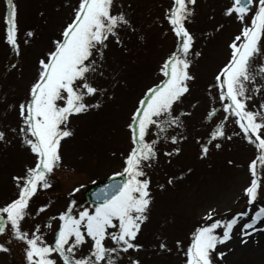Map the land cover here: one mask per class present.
Returning <instances> with one entry per match:
<instances>
[{"label":"rangeland","instance_id":"obj_1","mask_svg":"<svg viewBox=\"0 0 264 264\" xmlns=\"http://www.w3.org/2000/svg\"><path fill=\"white\" fill-rule=\"evenodd\" d=\"M230 2L195 0L188 5L193 11L185 26L194 37L189 67L194 78L187 82L189 91L182 103L175 105L178 111L188 113L181 117L184 127L168 130L184 139H178L175 144L170 139L158 140L157 156L145 168L152 200L136 240L143 247L129 250V255L140 264H182L175 242L180 240L186 247L190 233L205 223L203 217L209 209L215 213L213 220H226L238 212L247 210L251 214L258 206H264V175H259V197L252 205L247 204L241 191L250 181L248 163L256 155V149L243 139L238 126L228 122L224 137L210 143L207 140V133L225 115L219 107L218 90L209 88V84L214 83L216 73L229 58L228 45L242 27L235 16L223 15L224 7ZM14 4L19 56L10 51L3 38V15L7 9L4 0H0V131L5 132V139L0 140V204L16 194L12 177L23 175L25 166L35 161V155L21 143L22 136L16 131L20 127L17 106L28 96L30 83L38 75L37 60L59 37L77 0H14ZM170 4L171 0H115L113 12L126 13L132 29H119L122 45H117L114 39L107 42L103 75L98 73L95 80L106 90L101 106L71 117L68 127L73 135L61 140L62 159L51 174V187L38 189L31 199L30 209L41 204L49 207L35 216H26L22 223L24 230H31L47 217H55L70 198L80 206L91 208L85 202V190L121 171L122 157L130 148L125 127L130 112L144 90L162 78L158 68L176 47L167 23L161 24L164 9ZM28 30L34 32L31 38L26 37ZM25 39L29 40L27 44ZM196 52L200 55L196 56ZM261 52L264 53V39ZM12 63L15 68H9ZM258 79L264 84V78ZM107 93H111L110 99ZM260 103H264V93L257 92L247 106L255 111L253 105ZM211 107H216L217 113L214 120L207 121L205 116ZM201 143L209 145L205 156L200 155ZM217 143L219 148L215 146ZM173 148L180 151L173 153ZM73 188L79 190L72 192ZM248 219L250 215L238 218L231 239L217 246L216 251L224 252V256H213V264H264V231L258 230L246 238L240 235L242 223ZM259 225H264V218L257 222ZM52 227H56L55 219ZM216 231L222 234L221 228ZM46 236L50 238L51 233L47 232ZM241 239H246V243H241ZM162 240L167 243L166 250L158 248ZM0 243L9 249L0 250V264H26L22 242L1 234ZM127 259L124 257L125 264Z\"/></svg>","mask_w":264,"mask_h":264},{"label":"snow or ice","instance_id":"obj_2","mask_svg":"<svg viewBox=\"0 0 264 264\" xmlns=\"http://www.w3.org/2000/svg\"><path fill=\"white\" fill-rule=\"evenodd\" d=\"M194 2L171 0L170 6L164 9L161 24L167 23L176 47L158 68L162 78L144 90L128 117L125 127L130 148L122 157L121 171L112 173L113 177L124 178L94 191L91 208L80 206L70 198L55 217H47L46 221L34 224L31 230H24L22 223L26 216H35L49 207V204H41L30 209L31 199L38 189L51 187V174L62 159L61 140L73 135L68 127L71 117L101 106L106 90L95 80L98 73L103 75L104 49L109 39L122 45L119 29L131 30V21L126 13L113 12L115 0H77L59 37L37 60L38 75L30 83L28 96L17 106L20 127L16 130L22 136L21 143L35 155V161L25 166L23 175L12 177L16 194L0 204V234L22 242L26 264H125L126 256L127 264H140L129 255V250L143 247L136 240L152 200L145 168L157 156L158 140L170 139L175 144L178 139H184L168 130L182 129L181 117L188 114L178 111L175 105L182 103L189 91L187 82L194 78L189 72L194 37L185 26L193 11L188 5ZM4 3L7 10L3 15V38L10 51L19 56L16 5L14 0H4ZM223 15L235 16L242 27L228 45L229 58L216 73L214 83L209 84V88L218 90L219 107L225 115L207 133V140L210 143L224 137L226 123L233 122L243 139L254 145L256 155L248 163L250 181L241 190L247 204L252 205L259 197V175H264V103L253 105L257 109L254 111L248 108L247 102L253 100L257 92L264 93V84L258 79L264 78V53L261 52L264 0H231L224 7ZM33 35L32 30L26 32L28 38ZM28 42L25 39L24 43ZM15 67V63L9 65V68ZM107 96L110 99L111 93ZM216 113L217 108L211 107L205 120H214ZM150 135L154 138L148 139ZM4 139L5 132L0 131V140ZM215 146L219 148L220 144ZM208 149V143H201L200 155L205 156ZM179 151V148L172 149L173 153ZM168 183H172V177L168 178ZM78 190L73 188L72 192ZM214 215L209 209L203 217L205 223L190 233L186 247L180 240L175 242L183 258L182 264H213V256L223 257L225 253L216 251L217 246L231 239L238 218L250 215L240 228L242 237L264 231V225L257 226L264 218V206H258L251 214L247 210L238 212L226 220H213ZM54 219L55 228L52 227ZM218 228L222 229V234L216 231ZM47 232L51 233L50 238ZM240 242L246 243V239ZM158 248L166 250L167 243L160 241ZM0 250L9 251L3 243H0Z\"/></svg>","mask_w":264,"mask_h":264},{"label":"water","instance_id":"obj_3","mask_svg":"<svg viewBox=\"0 0 264 264\" xmlns=\"http://www.w3.org/2000/svg\"><path fill=\"white\" fill-rule=\"evenodd\" d=\"M123 177L121 176H116V177H112L111 179H108L98 185H95V186H92L91 188H89L85 194V197H86V200L88 202H93V199H92V196L91 194L96 191L97 189L101 188L104 184H110V183H115V182H118L120 180H122Z\"/></svg>","mask_w":264,"mask_h":264}]
</instances>
